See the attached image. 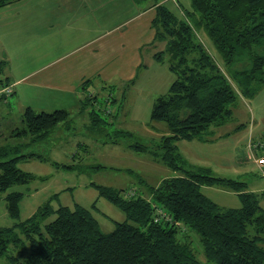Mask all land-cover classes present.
<instances>
[{
  "label": "trees",
  "instance_id": "trees-1",
  "mask_svg": "<svg viewBox=\"0 0 264 264\" xmlns=\"http://www.w3.org/2000/svg\"><path fill=\"white\" fill-rule=\"evenodd\" d=\"M17 1L21 0H0V9ZM186 5H178L184 19L161 3L152 5L154 40L165 45L153 57L163 62L167 56L175 80L153 101L150 121L165 124L168 134L154 146H131L149 152L177 175L148 188V197L91 183L99 197L126 217L107 233L99 228L94 203L90 209L80 205L52 209L46 202L24 221L0 227V258L9 264H264V211L256 195L241 181L212 177L206 168L184 169L174 145L178 140L205 141L212 126H223L232 117L238 95L253 96L264 84V0H187ZM188 18L196 21L195 29L206 32L224 73L195 39ZM244 62L243 69H234ZM5 66L0 61V76ZM6 82L0 79L1 86ZM90 100L80 101V110L90 107ZM90 113V123L104 124L94 111ZM67 115L64 109L36 113L28 107L22 119L30 132L38 133ZM16 151L0 146V199L15 220L22 195L7 191L31 179L16 162L32 155L11 157ZM217 185L236 193L238 209H223L202 194L201 187ZM12 247L16 253L11 256ZM201 254L205 262L198 259Z\"/></svg>",
  "mask_w": 264,
  "mask_h": 264
},
{
  "label": "rangeland",
  "instance_id": "rangeland-1",
  "mask_svg": "<svg viewBox=\"0 0 264 264\" xmlns=\"http://www.w3.org/2000/svg\"><path fill=\"white\" fill-rule=\"evenodd\" d=\"M121 1L124 5V18L132 12L131 3H135L139 9L153 8L155 11L156 6L152 5L158 2L165 5L179 19H184L183 11L178 5L187 3V0ZM186 21L194 32L195 39L203 46L205 52L212 55L224 73L226 68L206 32L195 29L196 21L189 18ZM110 27L111 24L104 23L96 33L92 34L88 30L89 32H80L81 35L78 34L79 26L75 25L76 36L82 40H78L74 48L87 43L83 47L88 49L93 36L103 34ZM155 43L153 54L158 45H164V41ZM152 51L147 54V49H142L141 56L145 66H141L144 70L141 69L139 83L121 87L117 100L112 98L108 90L102 91L98 83L87 87L85 97L48 93L41 89L40 85L32 86L33 82L29 76L26 81L18 82L14 86L7 82L5 86L0 85V146L15 147L17 151L11 157L32 154L16 162L18 169L28 173L31 179L26 183L14 185L7 191L22 195L19 218L15 220L8 216L5 200L1 198L0 227H11L24 221L33 216L36 209L46 202H49L52 209L59 206L72 208L74 205L90 209V205L94 203V215L99 228L107 233L113 230L115 222H123L126 217L116 206L99 197L93 184L124 190L123 193L138 191L148 197V188H155L161 180L177 175L160 159H154L149 152L143 153L131 148L134 143L154 146L161 137L168 134L165 124L150 121V111L154 99L163 95L175 78L168 70L165 61L167 56L163 62H158L154 57H150ZM245 65V62L237 63L234 69H243ZM31 68L33 67L25 69V73L32 70ZM13 69L17 70L18 66H13ZM0 79L3 77L0 76ZM88 83L90 82L86 81L85 86ZM233 85L237 94L238 91L241 92L234 83ZM122 92L124 96L121 97ZM86 97L91 99L88 101L90 107L83 111L80 110L79 102ZM28 106L34 107L36 113L43 109L50 111L51 108H60L68 115L51 129H43L41 132L37 131L38 133L30 132L22 119ZM231 109L232 117L223 126H212L205 136V141L178 140L174 145L184 161V169L198 171L206 168L212 177L241 181L246 185L247 192L256 195L258 205L264 211V167L260 168L254 163L258 153L264 154V84L260 85L253 96L238 95ZM93 111L104 124L90 123L93 117L90 112ZM120 131L130 136H123L118 133ZM258 146L262 149L257 153L254 148ZM99 166L103 168L98 169ZM201 191L223 209H238L240 206L236 193L228 188L218 185L203 186ZM52 219L53 216L46 221ZM197 246L200 248L198 240ZM15 253V248L9 249V255ZM197 257L205 262L202 254ZM0 264L9 263L6 258L1 257Z\"/></svg>",
  "mask_w": 264,
  "mask_h": 264
},
{
  "label": "crops",
  "instance_id": "crops-1",
  "mask_svg": "<svg viewBox=\"0 0 264 264\" xmlns=\"http://www.w3.org/2000/svg\"><path fill=\"white\" fill-rule=\"evenodd\" d=\"M132 4L126 18L121 0H21L1 7L0 61L6 63L1 76L12 86L29 76L32 86L40 85L48 93L79 97H85L87 87L98 83L102 91L108 90L117 100L121 87L139 83L141 66H145L142 49L150 54L156 44L151 23L156 12L153 8L139 9L135 3L130 7ZM104 23L111 24L110 29L94 35L88 49L83 47L87 43L74 48L82 40L76 36L75 25L79 26L78 34H93ZM163 47L158 45L154 52ZM29 67L32 70L25 73ZM86 81L90 82L87 86ZM54 109L61 110L40 112ZM254 149L258 153L262 148Z\"/></svg>",
  "mask_w": 264,
  "mask_h": 264
},
{
  "label": "built area",
  "instance_id": "built-area-1",
  "mask_svg": "<svg viewBox=\"0 0 264 264\" xmlns=\"http://www.w3.org/2000/svg\"><path fill=\"white\" fill-rule=\"evenodd\" d=\"M255 164L256 166L262 168L264 167V156L258 157L257 159H255ZM262 177H264V172L262 170Z\"/></svg>",
  "mask_w": 264,
  "mask_h": 264
}]
</instances>
